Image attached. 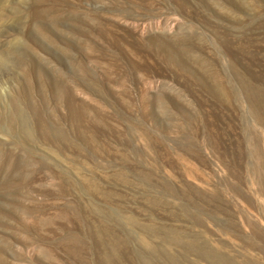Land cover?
<instances>
[{"label":"rangeland","instance_id":"1","mask_svg":"<svg viewBox=\"0 0 264 264\" xmlns=\"http://www.w3.org/2000/svg\"><path fill=\"white\" fill-rule=\"evenodd\" d=\"M263 93L264 0H0V264H264Z\"/></svg>","mask_w":264,"mask_h":264},{"label":"bare ground","instance_id":"2","mask_svg":"<svg viewBox=\"0 0 264 264\" xmlns=\"http://www.w3.org/2000/svg\"><path fill=\"white\" fill-rule=\"evenodd\" d=\"M79 80V79H78ZM48 86V85H47ZM54 91V90H53ZM248 92H249V94H248V98H249V100H250V102L252 103H255L258 99H262L261 98V96H259V95H257L256 93H255V89H252V88H249L248 90H247ZM262 97L264 98V93H263V95H262ZM264 100V99H263ZM35 104V103H34ZM139 104V103H138ZM67 109H68V114H69V116H71V117H74V115H75V106L72 104V103H68L67 104ZM255 110H257V109H255ZM256 112V111H255ZM19 115H23V110H22V108H20L19 109ZM261 115V114H260ZM258 116L259 118V121H264V111H263V114L261 115V116ZM38 119V118H37ZM68 119V118H67ZM70 119V118H69ZM122 120V119H121ZM35 122V121H34ZM38 122H40L41 124H42V120L41 119H39V121ZM85 123V122H84ZM57 128V127H56ZM26 131V133H28L29 135H30V132L29 131H27V129L25 130ZM79 131V130H78ZM247 131V130H246ZM56 133V136L58 137H65V134L60 130V131H56L55 132ZM250 140V139H249ZM247 141H248V139H247ZM253 142H252V147H254L255 148V151H257V152H259V149H260V146L258 145L259 143L257 142V140L256 139H253L252 140ZM249 144V143H248ZM246 146V145H245ZM251 147V148H252ZM247 149V148H246ZM254 152V151H253ZM246 154V153H245ZM7 155V152H5V151H3L1 148H0V157H5ZM248 159V158H247ZM247 170H248V173L250 172V177H252V178H254L255 180H258V183H259V186L260 187H258L261 191H264V181L262 180V173H260V172H258L257 171V168L256 167H252V166H249L248 168H247ZM68 190V189H67ZM55 195V194H54ZM261 210V213L263 214V216H264V206L260 209ZM222 253V252H221ZM252 258V257H251ZM250 258V256H249V259H251ZM236 263L237 264H240L239 263V261H236ZM249 264H261L260 262H258V261H252V262H248Z\"/></svg>","mask_w":264,"mask_h":264}]
</instances>
